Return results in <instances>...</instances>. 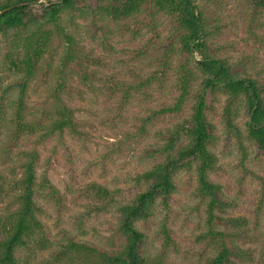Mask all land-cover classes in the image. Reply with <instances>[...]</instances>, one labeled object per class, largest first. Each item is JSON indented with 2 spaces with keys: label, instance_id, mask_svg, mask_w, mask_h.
Listing matches in <instances>:
<instances>
[{
  "label": "trees",
  "instance_id": "1",
  "mask_svg": "<svg viewBox=\"0 0 264 264\" xmlns=\"http://www.w3.org/2000/svg\"><path fill=\"white\" fill-rule=\"evenodd\" d=\"M252 1L262 14L264 0ZM0 11V135L6 133L16 141L36 133L45 138L65 128L77 132L71 107L59 102L58 91H70L65 81L55 84L58 101L48 122L29 120L28 99L35 81H46L48 70L65 74L68 68L93 86L97 73L88 67L94 57L82 49L84 33H92L94 38L100 32L103 43L114 47L112 38L126 31L140 34L145 28L158 36L162 18L171 23L172 36L158 68L139 84L114 75L107 79V86L122 93L126 101L132 91L148 93L154 85L163 90L167 84L161 83L173 70L171 59L176 58L174 100L164 103L157 114L180 113L193 100L186 118L158 132L162 141L151 153L156 161L132 178L144 187L129 201L115 200L116 228L123 238L116 249L68 233L51 236L39 199L61 204L62 196L49 177L38 172L37 150H23L16 160L21 174L15 173L14 164L11 177L0 172V179L8 178L5 185L0 181V202L5 201L0 203V264H164L175 246L167 216L156 230L161 238L158 250L147 247L148 234L138 223L156 216L160 208L171 211L169 198L176 191V175L181 171L194 172V194L204 206L207 231L203 236L214 251L205 264L253 261L252 248L241 244L249 239L247 218L223 215L229 204L222 197L221 184L211 178L219 163L212 150L216 125L207 110L209 99L218 93L241 104L247 114V138L264 151V83L252 76L249 57L234 61L216 49L213 38L220 27L210 22L198 0H0ZM94 60L101 62L100 58ZM226 123L236 130L229 106ZM91 187L105 198L98 209L114 205L113 198L106 203L110 193L105 186L93 182Z\"/></svg>",
  "mask_w": 264,
  "mask_h": 264
},
{
  "label": "rangeland",
  "instance_id": "2",
  "mask_svg": "<svg viewBox=\"0 0 264 264\" xmlns=\"http://www.w3.org/2000/svg\"><path fill=\"white\" fill-rule=\"evenodd\" d=\"M198 2L210 22L220 27L213 38L216 49L234 61L249 57L252 76L264 83V10L259 13L252 0ZM161 20L163 25L158 29V36L145 28L140 34L126 31L112 38L110 43L114 47L103 43L100 32L94 38L92 33H84L83 51L101 60L94 62L98 60L93 59L87 64L97 73L93 86L86 85L79 73L68 68L65 74L48 70L46 81H35L28 99L29 120L39 118L42 124L48 122L50 113L56 110L52 107L58 101L54 97L58 87L55 84L65 81L70 84V91L59 90L62 98L59 102L71 107L77 132L65 128L62 133L55 131L45 138L36 133L16 141L6 133L0 135V172L5 171L6 177H11L14 164L15 173L21 174L16 160L23 150L36 149L38 172L46 174L59 189L61 204L39 199L49 233L54 238L68 233L109 249L122 245L123 238L116 228L115 200L129 201L144 187L132 178L156 161L151 153L154 145L162 141L158 132L191 112L193 100L189 99L180 113L157 114L164 103L174 100L176 58L171 59L173 70L161 83L167 84L163 90L154 85L148 93L132 91L126 101L122 93L107 86V79L114 75L139 84L158 68V60L172 36L169 20ZM209 100L207 115L216 125L212 150L219 163L211 178L221 184L222 197L229 204L223 215L247 218L249 239L241 244L254 251V259L248 264H264V151L247 138V114L241 104H234V100L222 93ZM228 106L232 109L236 130L227 126ZM6 179H0L3 185L7 184ZM93 182L109 190L106 203L113 198L114 205L98 209L105 198L91 187ZM176 187L169 198L171 211L167 213L160 208L156 216L138 225L148 234L147 247L158 250L161 238L155 235L156 230L167 216L175 246L168 251L164 264H205L214 251L203 236L207 231L205 211L194 194V172H179Z\"/></svg>",
  "mask_w": 264,
  "mask_h": 264
},
{
  "label": "water",
  "instance_id": "3",
  "mask_svg": "<svg viewBox=\"0 0 264 264\" xmlns=\"http://www.w3.org/2000/svg\"><path fill=\"white\" fill-rule=\"evenodd\" d=\"M0 13H1V11H0Z\"/></svg>",
  "mask_w": 264,
  "mask_h": 264
}]
</instances>
